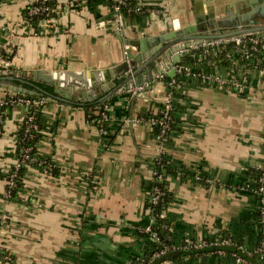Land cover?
<instances>
[{"label": "crops", "instance_id": "crops-1", "mask_svg": "<svg viewBox=\"0 0 264 264\" xmlns=\"http://www.w3.org/2000/svg\"><path fill=\"white\" fill-rule=\"evenodd\" d=\"M32 1L0 0V54H5L0 102L19 93L11 85L33 93L38 91L31 83L44 90L53 86L45 98L47 122L38 150L51 156L60 171L53 175L30 165L15 196H6L7 181L0 177V250L10 256L1 264H133L145 254L133 229L150 223V162L157 150L145 114L161 108L169 85L181 73L178 65L191 66L185 53L205 39L193 35L264 24L241 22L264 0H136L162 10L145 13L116 11L111 0H55L57 15L51 23L43 22L39 32L24 18ZM263 16L253 14L257 21ZM226 18L235 24L212 23ZM185 28L181 35L167 36ZM130 40H138L139 46ZM129 58L131 73L124 66ZM234 64L236 60L216 62L205 70L207 77L186 73L190 76L174 92L180 121L168 141L167 157L172 166L191 173L182 177L177 170L169 178L174 198L165 214L178 245L188 236L213 238L222 231L242 240L251 252L258 241L260 198L251 169L264 163V57L257 65ZM43 69L86 70L99 80L58 93L40 78ZM105 69L111 70L112 80L104 79ZM216 77L240 84L224 85ZM136 80L145 87L138 95L129 87H136ZM94 100L108 109L111 131L105 135L88 118L85 104ZM26 111L23 103L7 108L0 170L15 162L17 131ZM205 175L204 183L198 180ZM159 264L252 262L239 260L236 252L207 250Z\"/></svg>", "mask_w": 264, "mask_h": 264}, {"label": "trees", "instance_id": "trees-1", "mask_svg": "<svg viewBox=\"0 0 264 264\" xmlns=\"http://www.w3.org/2000/svg\"><path fill=\"white\" fill-rule=\"evenodd\" d=\"M47 4L50 7L53 6L54 11H50L49 15L56 16L57 10L55 8V0H34L32 3L28 4L27 7L24 9V18L26 19V23L28 22L29 26L33 28L35 32H39L42 28V20L48 17V15L40 14V13H30L29 9L33 5H40V4ZM131 5L135 6L138 5L136 0H131ZM128 8H123L122 11H128ZM147 7H144L142 11L137 13H145L148 12ZM133 13V11H131ZM256 34V33H255ZM253 42L249 39L241 42L240 44H237L235 41H230L227 43H222L217 46H200L197 48H194L192 51L185 53L184 61L191 66H189V69L191 72H195L200 74L201 76L205 74V70L207 67H211L216 62H224L227 64H233V61L236 60L238 63L235 65V68L243 66L245 62H248L247 65H253L258 58L264 57V46L262 44H257V48H252ZM252 51V56L248 57L247 53ZM4 55V52L1 53V55ZM12 54H10L8 57L10 58ZM185 72H181L179 76L175 79V82L169 85L168 90H171L174 94V92L177 91V87L179 83H182L183 80L190 76L185 75ZM228 85V84H225ZM34 87V86H32ZM35 88V87H34ZM44 89H37L38 92H19L16 95L17 96H25L27 98L31 99H42L43 102L40 104H32L28 107L26 114L23 118V120L20 122V127L17 131V140H16V156L18 158H21V154L26 153L27 158L24 159L23 162H20V165L18 167L14 166V163L6 169V171L0 170V177H4L7 181V189H6V196H15L17 194V191L20 187L23 186V179L25 174L27 173V169L30 165H34L39 167L42 170H47L53 175L58 174L60 171V166L53 160L51 156L43 155L38 150V143L42 138V130L45 128L47 118L45 116L44 109L49 104V101L45 98L48 97L50 93L53 91V86H45ZM6 103H3L0 105V111H1V117H0V136L3 133L4 130V122L6 118V111L7 108L11 105L9 103V98L6 99ZM105 102H100L97 100L91 101L88 104H85V107L87 109L88 118L90 120H93L97 125L101 126V119H102V112L105 110ZM165 102H162L161 108L157 112H148L146 113L145 117L150 121L151 119H155V122H152V132L156 136L160 133L162 125L160 123L161 119L164 116V110ZM180 106L179 104L174 100V95L172 99V107L168 110L169 118L167 119L169 123V128L167 129L166 135H167V141L166 146L168 145V141L171 138V134L174 130L178 128L179 118L177 116L179 112ZM29 114H33L34 117L31 120L32 125L28 126L27 122V116ZM106 124V125H105ZM103 123L105 127L108 129V131H111L110 127L107 126V123ZM111 133V132H110ZM168 148V146H167ZM169 158L167 157V154H163V156L160 159H156L153 157L151 159L150 164L154 167V170L157 171L155 174V178L152 182V190L154 186H159V188L163 191V194L160 195L158 201L154 202L152 200V194L149 196L147 201V206L150 208L149 212V222L151 224V230L146 231L144 228L146 227V224H139L136 225L133 229L134 233L142 239L143 245L145 248V254L133 264H151L156 258L160 257H154V254L156 252H159L163 249H166V252L172 251L173 246H180L178 245L172 238V224L173 222L171 219L165 214V211L167 210L169 204L173 200L174 196L172 192L169 189V178L170 176L174 175L177 170H180L181 176L186 177L187 175L191 174L189 170L186 169V171L181 170L180 168L174 167L169 163ZM160 174V179L157 178ZM262 175V170L259 168H253L251 169V176L255 178L256 184L259 182V179ZM193 176V175H191ZM10 179H13L15 181L14 185H10ZM199 181L204 183L205 180H207V175H205L203 178H199ZM207 182V181H206ZM258 186V184H257ZM152 221V222H151ZM261 221V214L258 218V223L260 226V230L258 232V241L256 243L255 249L251 252L243 243L242 240L232 236L227 231L219 232L215 237H205L208 240L213 239L214 241L219 242V249L228 251V252H236L238 256L245 257V261H250L247 257L245 250L238 249V246L240 244H243L248 251L251 252V256L257 261V264H261L262 260L260 258L261 254L263 252L257 251V248L259 247L261 241L264 239V230H262V223ZM149 224V223H148ZM158 233V239H155L152 236V232ZM194 240H198L197 237H192ZM224 238H230L232 242L229 244L222 243L221 240ZM184 243V242H183ZM214 247V246H211ZM181 248L185 250V254H191L196 255L200 254L202 252H206L209 250L210 246H187L184 247L183 244L181 245ZM3 254H6V252L2 251ZM0 252V253H2ZM243 257V258H244ZM182 258V255H175L172 257H169V259H180ZM261 262V263H260ZM255 264V263H253Z\"/></svg>", "mask_w": 264, "mask_h": 264}, {"label": "built area", "instance_id": "built-area-1", "mask_svg": "<svg viewBox=\"0 0 264 264\" xmlns=\"http://www.w3.org/2000/svg\"><path fill=\"white\" fill-rule=\"evenodd\" d=\"M33 2V1H32ZM30 2V3H32ZM29 3V4H30ZM111 4H112V7L116 10V11H122L123 8L127 7L128 11H133V12H140L143 10V6L138 4V5H131V0H111ZM147 11H155V12H162V10L160 9H157V8H147L146 9ZM50 11H54V8L53 6L50 7L49 5L47 4H40V5H33L30 7L29 9V12L32 14V13H40V14H45V15H48V17H46L45 19L42 20L41 23H45V24H49L53 21L54 17L56 16H53V15H49ZM58 12V10L56 11ZM251 40L253 42L252 44V48L253 49H256L257 48V44H262L264 46V34L262 35H259V34H255V32H246V33H241V34H238V35H234V36H229V37H224V38H215V39H208V38H205V39H202L200 41H198L197 43H194L193 46L191 48H197V47H200V46H203V47H206V46H217L219 44H222V43H227V42H230V41H235L237 44H240L241 42L245 41V40ZM187 50V49H186ZM247 56L248 57H251L252 56V51H250L249 53H247ZM0 60L1 61H4V57L0 54ZM8 60V59H7ZM9 61V60H8ZM128 62H129V72L131 73L132 72V67H131V59L129 58L128 59ZM260 62V58L257 59V61L253 64V65H257L258 63ZM237 63V62H236ZM248 62H245V64H247ZM177 70L179 72H185V73H188V74H198V73H195V72H191L190 69L186 68L185 66H181V65H178L177 67ZM200 75V74H198ZM203 77H207L206 74H203L202 75ZM216 80L221 83V84H237L239 85L240 83L236 80H225L221 77H216ZM130 87V90L133 91V92H144L145 91V87L143 85H136V87L134 86H129ZM17 94V93H16ZM16 94H9L2 102H0V105H2L3 103H6V99L9 98V103L11 105L13 104H16V103H23L25 106H27V109L30 105L32 104H40L43 102L42 99H31V98H27L25 96H17ZM173 92L171 90H169L166 95H165V98H164V102H165V107L166 109L164 110V116L163 118L161 119L160 123L162 125V128H161V131L159 134H157L155 137L157 139V150H156V153L154 155V157L156 159H160L163 154H167V146H166V141H167V135H166V132H167V129L169 128V123L167 121V119L169 118V114H168V110L172 107V99H173ZM0 117H1V111H0ZM34 115L33 114H29L27 116V122H28V126H31L32 125V122L31 120L33 119ZM107 118H108V109H107V106H105V110H103L102 112V119H101V126L98 125L99 127V130H100V133L101 134H107L108 132V129L105 127V123L107 122ZM152 122H155V119H151V123ZM103 123L105 125H103ZM1 131V130H0ZM27 158V154L26 153H23L21 154V158H18L17 156L15 157V162H14V166L18 167L20 165V162H23L24 159ZM259 169L262 170V175L259 179V182L256 184V191H257V194L259 195V200H260V214H261V223H262V230H264V163H262L259 167ZM45 172H48L47 170H44ZM157 173L156 170H153V174H154V178H155V174ZM158 179H160V174L159 176H157ZM15 184V181L13 179H10V185H14ZM152 194V200L154 202L158 201L159 197L161 194H163V191L159 188V186H154L153 187V190L151 192ZM152 222V221H151ZM151 224L149 223L148 225H146V227L144 228V230L146 231H149L151 230ZM152 236L155 238V239H158V233L155 231V232H152ZM222 243H225V244H229L231 241L230 238H224L221 240ZM184 247H187V246H197V247H202V246H217L219 244V242L217 241H214L213 239L211 240H208L204 237H200L198 238V240H194L192 237H186L185 240H184V243H182ZM219 246V245H218ZM181 248V245L180 246H176L174 245L173 246V250L174 249H179ZM220 248V247H219ZM215 249V250H220L222 251L221 249ZM238 249H241V250H245V252H247L248 255L251 254L250 251H248V249L243 245V244H240L238 246ZM166 249H163L159 252H156L154 254V257H158L164 253H166ZM257 251H261L263 252V254H261L260 258L262 260V263L261 264H264V239L261 241L259 247L257 248ZM0 252H2V250H0ZM237 257L239 258V260H242V261H245V257H241V256H238ZM10 256L6 253V254H3L0 253V264L2 262H4V260L6 259H9ZM253 264V263H252Z\"/></svg>", "mask_w": 264, "mask_h": 264}, {"label": "water", "instance_id": "water-1", "mask_svg": "<svg viewBox=\"0 0 264 264\" xmlns=\"http://www.w3.org/2000/svg\"><path fill=\"white\" fill-rule=\"evenodd\" d=\"M252 14V15H251ZM253 14L255 16H263L264 15V5L262 6H257L256 8L252 9L250 14H245L243 16H241V22H245L244 20L245 19H248L250 20V23H264V20H254L253 18ZM264 18V16H263ZM212 23H218L220 24L221 26H227V25H233L235 24L234 22H232V19H228L226 18L225 20H219V21H213ZM199 27H201V25L199 26V23L197 25V28L199 29ZM195 27H191L190 26V30H194ZM188 28H185L182 32H178V31H174V30H171L168 32L167 36H169L170 38L174 37V36H178V35H181L183 32L187 31ZM199 30H202L201 28ZM260 30H264V24H261V25H257V26H253V27H248V28H242V29H238V30H233V31H228V32H222V33H219V34H199V35H193V36H198V37H201V38H216V37H221V38H224V37H229V36H234V35H237V34H240V33H243V32H248V31H260ZM162 36H160L159 38H161ZM180 38V37H179ZM179 38H175V39H179ZM131 44H134V45H138L139 46V41L138 40H130ZM170 44H172V42H170ZM168 44V46L170 45ZM189 51H192V50H189ZM129 57L131 58H134V59H139L140 55H133V54H130ZM153 59V58H152ZM152 59H150L148 61L151 62ZM147 63V64H148ZM124 66L125 67H129V62L126 61L124 62ZM126 69H124L123 72H125ZM45 69L41 70V74H40V78L52 85L55 86V90L56 92L58 93H62L63 90H66L67 88L69 89L71 86H77V89H79L78 87H81V89L83 88H86L87 86H91L94 81L97 79L99 80L98 78H95V73L91 72V71H86V70H74V69H67L65 71H61V70H52L51 72H47V71H44ZM0 71H2V68H0ZM117 72H119L117 70ZM103 74H104V79L107 80V81H110L112 80V72L110 69H105L103 71ZM125 74V73H124ZM131 75V74H130ZM86 76H90V79L87 78ZM126 76V75H125ZM11 79H15V76L14 75H11L10 76ZM131 77H129L130 79ZM23 80V79H21ZM24 81V80H23ZM101 82V80H100ZM35 88L37 89H43L42 87H40L39 85L35 84V83H31ZM136 84L137 85H140V82L138 80H136ZM10 88H12L13 90H17L19 92L23 91V92H32V90L30 89H26V88H23L22 86L19 87V86H9ZM140 92H136V94L138 95ZM66 97L70 98V94H67ZM64 100L66 101H70L69 99H66L64 98ZM219 246H214V247H210L209 250H215V249H218ZM185 254V250L184 249H174L172 251H169V252H166L164 254H162L160 257L156 258L151 264H159L160 262H162L163 260H166L168 259L169 257H172V256H175V255H183ZM246 257L252 262V263H255L257 264V261L251 256V255H248L246 254Z\"/></svg>", "mask_w": 264, "mask_h": 264}]
</instances>
